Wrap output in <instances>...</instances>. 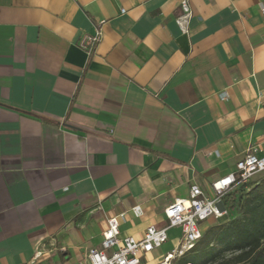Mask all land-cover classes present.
I'll return each instance as SVG.
<instances>
[{
  "label": "crops",
  "instance_id": "crops-1",
  "mask_svg": "<svg viewBox=\"0 0 264 264\" xmlns=\"http://www.w3.org/2000/svg\"><path fill=\"white\" fill-rule=\"evenodd\" d=\"M189 3L0 0V264H78L264 153V0Z\"/></svg>",
  "mask_w": 264,
  "mask_h": 264
},
{
  "label": "built area",
  "instance_id": "built-area-1",
  "mask_svg": "<svg viewBox=\"0 0 264 264\" xmlns=\"http://www.w3.org/2000/svg\"><path fill=\"white\" fill-rule=\"evenodd\" d=\"M189 2L190 0H180L181 13L175 19L182 30H186L191 16ZM260 9L264 10L263 3H260ZM102 23L103 21L99 22L93 34H85L80 39L79 45L88 55L99 40ZM217 95L220 100L228 97L226 90ZM260 173H264V153H259L257 145H250L236 161L234 171L211 182L212 197L197 184H191L186 199L174 200L164 208L165 225H149L139 238L130 235L121 237L117 218L109 217L100 247L90 248L78 264H150L149 256L152 251L159 249L168 240V229L178 227L180 234L176 244L161 254L156 263L172 264L194 248L202 235V222L226 215L224 196L238 186L248 184ZM131 211L135 216L142 213L138 205L131 207Z\"/></svg>",
  "mask_w": 264,
  "mask_h": 264
},
{
  "label": "trees",
  "instance_id": "trees-1",
  "mask_svg": "<svg viewBox=\"0 0 264 264\" xmlns=\"http://www.w3.org/2000/svg\"><path fill=\"white\" fill-rule=\"evenodd\" d=\"M223 202L226 215L202 230L176 264H264V175L233 189Z\"/></svg>",
  "mask_w": 264,
  "mask_h": 264
},
{
  "label": "rangeland",
  "instance_id": "rangeland-1",
  "mask_svg": "<svg viewBox=\"0 0 264 264\" xmlns=\"http://www.w3.org/2000/svg\"><path fill=\"white\" fill-rule=\"evenodd\" d=\"M262 175H264V173H260V174H257L256 176H254L253 180H256L258 178H260ZM208 196L209 197H212V194L208 192ZM237 215V213H236ZM211 218L207 219L206 221H209ZM205 221V222H206ZM216 223V219L214 221L210 220V222L208 224H205L203 225V230L206 229L208 226L212 225V224H215ZM179 231L180 229L178 227H173L169 230V234L171 237H175V236H178L179 235ZM173 246V243H171L170 241H167L166 243H164L161 248L159 249V252H167L171 249V247ZM158 251L156 250H153L152 251V255H157ZM172 264H176V260L172 263Z\"/></svg>",
  "mask_w": 264,
  "mask_h": 264
}]
</instances>
